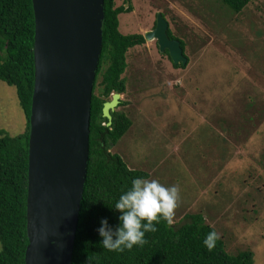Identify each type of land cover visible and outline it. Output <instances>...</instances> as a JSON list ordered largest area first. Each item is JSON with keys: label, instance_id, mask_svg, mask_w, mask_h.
I'll return each mask as SVG.
<instances>
[{"label": "rangeland", "instance_id": "rangeland-1", "mask_svg": "<svg viewBox=\"0 0 264 264\" xmlns=\"http://www.w3.org/2000/svg\"><path fill=\"white\" fill-rule=\"evenodd\" d=\"M124 4L132 11L118 17L121 34L152 31L161 14L188 63L174 68L155 40L128 50L115 111L132 126L110 152L178 186L174 226L201 213L227 253L250 250L264 264V0L239 14L219 0L115 2ZM25 128L15 89L0 82V130L14 137Z\"/></svg>", "mask_w": 264, "mask_h": 264}, {"label": "trees", "instance_id": "trees-1", "mask_svg": "<svg viewBox=\"0 0 264 264\" xmlns=\"http://www.w3.org/2000/svg\"><path fill=\"white\" fill-rule=\"evenodd\" d=\"M251 1L219 0L227 11L235 14L242 12ZM115 2L104 0L102 52L91 99L87 177L72 264H254L252 251L229 254L221 238L209 251L203 241L209 232L215 230L206 224L201 213L187 215L188 222L179 227L173 225L170 228L162 220L156 225V232L145 234L143 246H134L131 250L110 252L100 243L97 232L100 221L107 219L113 228L119 224V213L114 210L119 196L130 188L133 179H149L147 172L128 168L119 155L110 152L131 128L130 118L115 111L111 114L112 124L107 127V119L102 116L103 103L109 100L110 94H124L126 91L121 76L127 67L128 50L145 44L141 34L120 33L118 17L132 9L125 8V4L116 6ZM34 34L32 0H0V82L15 89L26 118L25 131L17 136L12 137L0 130V264H25L29 243L26 199L29 119L34 88ZM168 36L176 39L170 30ZM180 44L184 51V43L180 41ZM166 54L169 56L167 51ZM173 67L185 66L173 64ZM100 74L102 81L97 87Z\"/></svg>", "mask_w": 264, "mask_h": 264}, {"label": "water", "instance_id": "water-1", "mask_svg": "<svg viewBox=\"0 0 264 264\" xmlns=\"http://www.w3.org/2000/svg\"><path fill=\"white\" fill-rule=\"evenodd\" d=\"M35 34L30 115L25 264H72L87 177L91 99L102 52L104 0H32ZM158 14L143 34L186 66L180 41ZM121 95L103 105L107 127Z\"/></svg>", "mask_w": 264, "mask_h": 264}, {"label": "clouds", "instance_id": "clouds-1", "mask_svg": "<svg viewBox=\"0 0 264 264\" xmlns=\"http://www.w3.org/2000/svg\"><path fill=\"white\" fill-rule=\"evenodd\" d=\"M179 198L178 186L166 187L155 179H133L130 188L114 205V210L119 213L118 226L113 228L107 219L100 221L97 232L103 248L110 252L131 250L134 246H143L145 234L156 232V225L162 220L168 227H173ZM218 239V234L212 231L206 235L203 244L211 251Z\"/></svg>", "mask_w": 264, "mask_h": 264}, {"label": "flooded vegetation", "instance_id": "flooded-vegetation-1", "mask_svg": "<svg viewBox=\"0 0 264 264\" xmlns=\"http://www.w3.org/2000/svg\"><path fill=\"white\" fill-rule=\"evenodd\" d=\"M156 26V25H155ZM101 81H102V78H101ZM101 81L99 82V84H101ZM100 87H101V85H100ZM115 92H113V93H111L110 95H111V97H112V95L114 94ZM120 95H122V94H120ZM111 97L109 98V100L108 101H110L111 100ZM105 103V102H104ZM104 103H103V105H104ZM120 104H121V101H120ZM119 104V105H120ZM118 107H120V106H118ZM102 109H103V106H102ZM115 112V111H114Z\"/></svg>", "mask_w": 264, "mask_h": 264}]
</instances>
